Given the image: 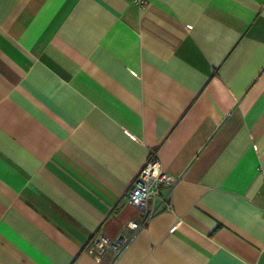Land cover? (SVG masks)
<instances>
[{
	"label": "crops",
	"instance_id": "crops-1",
	"mask_svg": "<svg viewBox=\"0 0 264 264\" xmlns=\"http://www.w3.org/2000/svg\"><path fill=\"white\" fill-rule=\"evenodd\" d=\"M263 173L264 0H0V264H264Z\"/></svg>",
	"mask_w": 264,
	"mask_h": 264
},
{
	"label": "built area",
	"instance_id": "built-area-1",
	"mask_svg": "<svg viewBox=\"0 0 264 264\" xmlns=\"http://www.w3.org/2000/svg\"><path fill=\"white\" fill-rule=\"evenodd\" d=\"M130 1L139 7L146 4V0ZM177 181L178 178L169 176L162 170L156 152L150 151L147 161L133 178L125 193V201L139 210V220L127 222L114 238L103 235L92 236L88 241L89 251L98 257L105 252H111L117 258L134 235L144 228L155 215L172 209L170 194Z\"/></svg>",
	"mask_w": 264,
	"mask_h": 264
}]
</instances>
